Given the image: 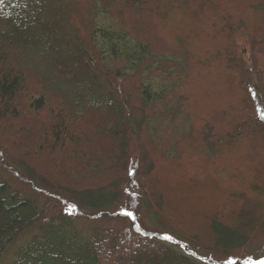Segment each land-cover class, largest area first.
I'll return each mask as SVG.
<instances>
[{"label": "trees", "instance_id": "16d2710c", "mask_svg": "<svg viewBox=\"0 0 264 264\" xmlns=\"http://www.w3.org/2000/svg\"><path fill=\"white\" fill-rule=\"evenodd\" d=\"M0 151L45 197L0 175V256L39 231L11 264L262 253L264 0H0ZM58 202L152 228L84 235Z\"/></svg>", "mask_w": 264, "mask_h": 264}, {"label": "rangeland", "instance_id": "374dc122", "mask_svg": "<svg viewBox=\"0 0 264 264\" xmlns=\"http://www.w3.org/2000/svg\"><path fill=\"white\" fill-rule=\"evenodd\" d=\"M253 113H258V111L254 109ZM9 164L10 162L3 156L2 151H0V175L8 183L9 187L24 194L34 195L35 197H37V199L43 201L45 199L44 195L35 191V189L31 185L16 176L13 167L8 166ZM129 200L132 202V198H129ZM124 204L125 206L129 205L128 202ZM57 205L63 213L72 218L73 226L84 235L91 234L92 229L96 226H114L126 233H134L137 231V228H139L137 221H141L147 228H152L149 221L144 216L142 208L136 209L137 211L135 212L134 216L129 215L125 211L124 207L121 206L116 210H111L110 215H97V217L93 218L81 216L76 210L69 206H65L62 203L58 202ZM38 233L39 231L37 229H33L18 237L7 247L5 253L0 256V264H11V262L17 257V253H19L25 241ZM262 261H264V250L262 251V253L257 254L252 258L241 262L240 264H260V262ZM226 262L228 263V261L220 259L215 264H227Z\"/></svg>", "mask_w": 264, "mask_h": 264}, {"label": "snow or ice", "instance_id": "6c2138e0", "mask_svg": "<svg viewBox=\"0 0 264 264\" xmlns=\"http://www.w3.org/2000/svg\"><path fill=\"white\" fill-rule=\"evenodd\" d=\"M130 215V214H129ZM260 264H264V261L260 262Z\"/></svg>", "mask_w": 264, "mask_h": 264}]
</instances>
